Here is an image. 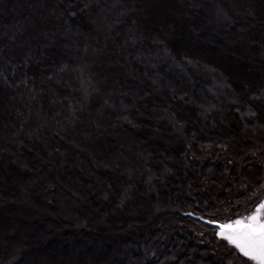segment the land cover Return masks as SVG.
<instances>
[{
    "label": "trees",
    "instance_id": "obj_1",
    "mask_svg": "<svg viewBox=\"0 0 264 264\" xmlns=\"http://www.w3.org/2000/svg\"><path fill=\"white\" fill-rule=\"evenodd\" d=\"M85 2L0 0V264H230L195 216L263 182L264 0Z\"/></svg>",
    "mask_w": 264,
    "mask_h": 264
},
{
    "label": "snow or ice",
    "instance_id": "obj_2",
    "mask_svg": "<svg viewBox=\"0 0 264 264\" xmlns=\"http://www.w3.org/2000/svg\"><path fill=\"white\" fill-rule=\"evenodd\" d=\"M74 2L75 0H69V5ZM90 6L91 0H86L83 7H77L79 11L84 12ZM70 14L74 16L75 12ZM188 63L191 62L189 61ZM187 102L185 101V103ZM261 151L264 152V149H261ZM248 163H253V161H248ZM255 163L264 164V160L258 157ZM257 188L264 189V183H258ZM257 195L259 194L253 192V196ZM188 215L192 214L188 213ZM204 222L206 224H214L215 228L218 229L216 232L217 237L222 238L228 245L235 248L240 256L247 260L256 261L257 264H264V196H262L254 206V210L247 216L235 219L229 223H219L210 220Z\"/></svg>",
    "mask_w": 264,
    "mask_h": 264
},
{
    "label": "rangeland",
    "instance_id": "obj_3",
    "mask_svg": "<svg viewBox=\"0 0 264 264\" xmlns=\"http://www.w3.org/2000/svg\"><path fill=\"white\" fill-rule=\"evenodd\" d=\"M261 159L264 160V158ZM261 165L263 167L262 183H264V164L261 163ZM253 192L258 193L259 195L253 196ZM244 195L246 199L236 201V203L239 204L234 203L223 206L222 210L211 218L200 215L195 216L198 223H200V226L194 228V231H197L200 234L199 238L202 239L203 244L208 246L215 254L230 259V264H257V262L247 260L246 258L240 256L235 248L228 245L222 238L217 237L216 232L218 229L215 228L214 224H206L204 221L210 220L219 223H229L235 219L249 215L254 210V206L258 203L262 196H264V189L259 188L252 192L245 190Z\"/></svg>",
    "mask_w": 264,
    "mask_h": 264
}]
</instances>
